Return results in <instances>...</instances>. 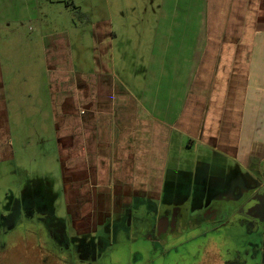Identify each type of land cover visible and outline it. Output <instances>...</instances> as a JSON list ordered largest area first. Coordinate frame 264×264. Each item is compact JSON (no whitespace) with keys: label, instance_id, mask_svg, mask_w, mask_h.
<instances>
[{"label":"crops","instance_id":"obj_1","mask_svg":"<svg viewBox=\"0 0 264 264\" xmlns=\"http://www.w3.org/2000/svg\"><path fill=\"white\" fill-rule=\"evenodd\" d=\"M114 1L124 2H1L0 25L8 34L0 36V174L14 160V125L29 111L31 71L25 62L36 51L44 62L73 221L91 216V231L99 235L137 207L157 211L198 198L222 202L218 212L228 213L239 202L238 191L256 197L264 189V0H145V12L155 20L142 72L116 68L115 29L125 26H114ZM85 4L99 13L97 21ZM27 23L36 35L10 36L19 30L15 25ZM142 73V88L126 79ZM191 152L192 160L172 156ZM216 159L233 164L236 174L222 165L217 170ZM170 163L175 167L169 171ZM215 176L224 177L218 186ZM52 212L35 210L38 219L52 218Z\"/></svg>","mask_w":264,"mask_h":264},{"label":"rangeland","instance_id":"obj_2","mask_svg":"<svg viewBox=\"0 0 264 264\" xmlns=\"http://www.w3.org/2000/svg\"><path fill=\"white\" fill-rule=\"evenodd\" d=\"M123 1L117 4L114 1L112 5L114 26H125L120 31L115 29L116 68L120 72V69L130 71L136 66L142 72L149 63V25L155 17L145 12V0ZM86 5L85 10L89 11ZM95 5H98L97 1ZM89 13L93 21L100 17L99 13ZM40 15L43 13L40 12ZM15 27L19 30L10 35L15 39L25 40L36 35L32 32L35 29L33 24L27 23L24 28L17 24ZM5 34H8V29L0 25V36ZM88 39L90 42V37ZM33 43L38 42L34 40ZM15 47L17 53H22L21 45L16 44ZM20 64L17 60V68ZM43 68L42 58L32 51L29 63L25 62V69L31 71L29 111L23 122L21 120L14 125V160L0 174V215L4 216L0 217V264H229L232 261L264 264V189L259 190L258 197L254 199H250L247 192L238 191L241 193L240 200L228 213L219 217L210 215L209 218L198 215L193 218L195 223L190 227L178 231L171 228L168 234L161 232L159 238L152 233L151 215L154 213L151 206L143 210L137 207L126 218H115L99 235L91 231V216L71 220L63 188L53 111L41 71ZM126 79L133 80V83L135 80L140 88L145 82L143 73L138 79ZM186 155L180 153L176 157L172 153L173 158L192 160V152L190 156ZM215 165L217 170L222 165L220 168H227L236 174L237 167L233 164L225 165L216 159ZM173 167L175 165L170 163L169 171ZM211 169L217 173L214 166ZM203 170L200 164L202 179ZM241 174L254 188V184L246 180L247 175ZM174 176L169 179L173 180ZM223 180L222 176L214 178L217 186ZM232 180L237 182L236 175ZM38 193L43 194L45 199L40 200ZM10 200L12 213L7 206ZM213 201L217 205L222 203ZM165 205L164 209L169 210V204ZM37 207L47 212L52 210V218L48 215L38 219L39 215L35 213ZM152 236L153 240H150Z\"/></svg>","mask_w":264,"mask_h":264},{"label":"flooded vegetation","instance_id":"obj_3","mask_svg":"<svg viewBox=\"0 0 264 264\" xmlns=\"http://www.w3.org/2000/svg\"><path fill=\"white\" fill-rule=\"evenodd\" d=\"M242 191L244 190H240L241 193ZM248 193L250 192L248 191L247 194ZM256 197H258V195ZM249 198L251 199L250 196ZM238 200H240V197L238 198ZM163 206L166 205L163 204L162 206H159V209H157V211L153 210L152 212L154 214L151 215L153 216L151 220V222L153 223L152 233L157 238L162 236L161 232H166L167 234L170 233L171 228L175 229V231H178L182 230V228L186 229L187 227H190L192 223H195V220L193 218L196 216L198 217V215H201V217L204 218H209L210 215L219 217V215L223 214V212H218L220 206L215 204V202H203L201 199L198 198L192 200V202H188L182 199L175 201L174 203L169 205V210L164 209ZM225 208H227V205H225ZM102 236L105 235L103 234ZM153 237L154 236H152L150 240H153ZM229 264H239V262L232 261Z\"/></svg>","mask_w":264,"mask_h":264}]
</instances>
